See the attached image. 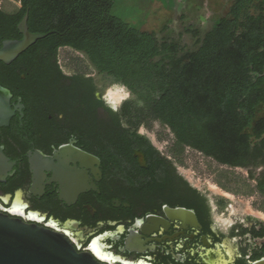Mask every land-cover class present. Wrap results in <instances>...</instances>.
<instances>
[{"label": "flooded vegetation", "instance_id": "1", "mask_svg": "<svg viewBox=\"0 0 264 264\" xmlns=\"http://www.w3.org/2000/svg\"><path fill=\"white\" fill-rule=\"evenodd\" d=\"M22 37L0 28V47ZM36 43L9 63L0 60V211L60 231L108 264L264 259L261 220L225 210L223 199L214 204L151 143H128L121 112L94 85L66 80L86 94L57 96L61 90L43 78L44 60L27 52H46Z\"/></svg>", "mask_w": 264, "mask_h": 264}, {"label": "trees", "instance_id": "2", "mask_svg": "<svg viewBox=\"0 0 264 264\" xmlns=\"http://www.w3.org/2000/svg\"><path fill=\"white\" fill-rule=\"evenodd\" d=\"M20 2L15 12L0 10V28L10 36L19 34L18 25L28 14L30 31L47 34L34 46L44 54L27 52L39 63L44 60L48 70L43 78L61 90L57 96L86 94L65 83L82 77H68L59 69L58 51L69 46L143 98L150 108L145 117L168 125L180 146L191 145L232 166L264 162V116L256 117L264 103V0H235L186 61L177 59L178 43L160 42L154 31L114 14L115 0ZM256 2L258 12L253 13ZM93 92L92 87L91 96ZM125 131L128 143L135 138L150 143L129 128ZM258 187L264 193L263 179Z\"/></svg>", "mask_w": 264, "mask_h": 264}, {"label": "rangeland", "instance_id": "3", "mask_svg": "<svg viewBox=\"0 0 264 264\" xmlns=\"http://www.w3.org/2000/svg\"><path fill=\"white\" fill-rule=\"evenodd\" d=\"M234 1L115 0L113 13L135 26L154 31L160 42L178 43L177 59L186 61L187 55L198 49L202 37L228 14ZM257 3L251 7L253 13L258 12ZM0 7L12 13L21 7V2L0 0ZM57 60L66 75L80 76L85 81L83 86L94 85L101 91V98L116 109L114 114L121 112V126L147 137L160 155L173 163L177 171L206 193L214 204L216 199H223L225 210L234 211L239 217L251 213L264 223L260 215L264 213V193L258 187V182L264 180V162L255 164L252 160L246 166H232L191 145L180 146L168 125L151 116L145 117V114L150 115V108L143 98L113 76L99 71L84 52L64 46L59 49ZM107 89L121 91L122 98L118 101L110 99L106 96ZM126 103L129 104L125 106ZM102 108L107 112L101 110L102 114L114 128V115H109L107 108ZM256 114L257 119L264 116V103L258 106ZM247 131L252 132V129Z\"/></svg>", "mask_w": 264, "mask_h": 264}, {"label": "water", "instance_id": "4", "mask_svg": "<svg viewBox=\"0 0 264 264\" xmlns=\"http://www.w3.org/2000/svg\"><path fill=\"white\" fill-rule=\"evenodd\" d=\"M23 35L18 40L5 41L0 47V60L7 63L38 40L45 33L32 32L26 14L18 25ZM3 102L0 100V106ZM184 210L174 209L180 215ZM0 264H108L90 251H80L62 232L29 222L19 216L0 211ZM254 264H264V259Z\"/></svg>", "mask_w": 264, "mask_h": 264}, {"label": "bare ground", "instance_id": "5", "mask_svg": "<svg viewBox=\"0 0 264 264\" xmlns=\"http://www.w3.org/2000/svg\"><path fill=\"white\" fill-rule=\"evenodd\" d=\"M106 96H109L112 100L118 101L122 98L123 94L119 90L114 91V89H107ZM262 215L264 214L262 213Z\"/></svg>", "mask_w": 264, "mask_h": 264}]
</instances>
